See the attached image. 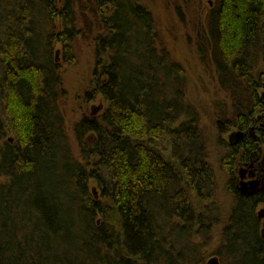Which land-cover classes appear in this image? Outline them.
Here are the masks:
<instances>
[{
  "label": "trees",
  "instance_id": "trees-1",
  "mask_svg": "<svg viewBox=\"0 0 264 264\" xmlns=\"http://www.w3.org/2000/svg\"><path fill=\"white\" fill-rule=\"evenodd\" d=\"M79 37L94 48L90 95L106 106L73 125L75 157L55 54L71 60ZM207 42L236 117L218 127L246 129L264 110V0H215ZM182 70L133 0H0V264H200L192 241L211 224L214 177ZM227 147L232 170L254 145ZM229 189L216 253L264 264V194Z\"/></svg>",
  "mask_w": 264,
  "mask_h": 264
},
{
  "label": "rangeland",
  "instance_id": "rangeland-1",
  "mask_svg": "<svg viewBox=\"0 0 264 264\" xmlns=\"http://www.w3.org/2000/svg\"><path fill=\"white\" fill-rule=\"evenodd\" d=\"M133 1L151 12L159 34V42L168 49L173 60L183 68L184 95L186 100L196 109L199 130L204 136L207 161L211 166L214 177L210 197L213 198L211 204L215 206V209L213 210L214 213L208 218L211 224L205 227L207 233L202 231L203 233L199 234L200 237L196 238V241H192V244L199 245L197 257L200 264H208L213 257H216L218 264H226L228 262L227 257H224L225 260L222 259L216 251L218 247L220 248L222 231L227 224V217L233 205L234 198L227 185L230 181L231 172H233L234 180L232 184L235 183L238 187L241 180L240 173L244 168V165L241 164L243 161H237L232 170L229 166H226L230 157L227 154L229 152V146L227 147V145L249 139L254 145L253 150H256L258 133L264 132V110L256 112L255 121H252L246 129L241 130L231 125H223V130L218 127L219 121H223V123L225 121L227 123L235 122L236 117L232 110L228 90L219 85L218 74L212 62V49L210 51L209 46H207V16L214 6L215 0ZM106 8V11L109 12V6ZM93 49L91 38L84 40L79 37L74 43L73 51H71L73 54L71 60H63L59 49L55 54L57 62L60 64V72L63 77L62 87L64 89V97L60 100V116L63 119L65 133L71 147L70 150L75 157H77V147L73 125L84 115L92 113L93 108L103 107L105 104L99 94L90 95L89 92L94 65ZM257 72L260 73V77L264 75V61L258 62ZM258 93L260 97H264V88L259 89ZM238 131L245 132V136L237 142H234L235 138H232V142H230L229 135ZM259 146L262 149L261 154L264 155L263 139ZM252 151L250 159L255 158L253 157L255 156L254 151ZM242 180L244 181V176ZM88 185L92 193L97 196L96 185L93 182ZM194 203H198V205L210 204L206 199L196 200ZM261 209H264V202L256 205V214ZM257 219L262 231L264 217L259 219L257 216Z\"/></svg>",
  "mask_w": 264,
  "mask_h": 264
},
{
  "label": "flooded vegetation",
  "instance_id": "flooded-vegetation-1",
  "mask_svg": "<svg viewBox=\"0 0 264 264\" xmlns=\"http://www.w3.org/2000/svg\"><path fill=\"white\" fill-rule=\"evenodd\" d=\"M263 132V131H262ZM258 133V142H256L257 145H255L256 150H253L252 152L255 154L254 159L249 158L246 161H243L241 164L244 165V168L242 169V173L244 176V181L249 182L253 180H257L260 182V185L264 182V155H262V149L261 146H259V143L262 141V137L264 136L263 133ZM263 193L264 192H259ZM258 194V193H257Z\"/></svg>",
  "mask_w": 264,
  "mask_h": 264
},
{
  "label": "water",
  "instance_id": "water-1",
  "mask_svg": "<svg viewBox=\"0 0 264 264\" xmlns=\"http://www.w3.org/2000/svg\"><path fill=\"white\" fill-rule=\"evenodd\" d=\"M245 132L243 131H238V132H235V133H231L229 135V140L230 142H232V138H235V141L234 142H237L239 141V139H242L244 136H245ZM242 171V170H241ZM240 178L241 180L239 181V186L237 187L238 191L244 195V196H248V195H253L259 191H263L264 192V182L261 184L262 186L261 187H256V185L260 184L259 181L256 180V182L254 183H251V182H244L242 179H243V173L241 172L240 173ZM248 185H250V187H248ZM258 218H262L264 217V209H261L258 213ZM262 234L264 235V221H263V228H262ZM208 264H218V261L216 259V257H213L209 260Z\"/></svg>",
  "mask_w": 264,
  "mask_h": 264
},
{
  "label": "bare ground",
  "instance_id": "bare-ground-1",
  "mask_svg": "<svg viewBox=\"0 0 264 264\" xmlns=\"http://www.w3.org/2000/svg\"><path fill=\"white\" fill-rule=\"evenodd\" d=\"M59 51H60V49H59ZM103 103H105V102H103ZM105 106H106V103L104 104V106L102 107V106H98L97 108H93L92 109V113H90V114H96V113H100L101 111H102V109H104L105 108ZM230 145H234V144H237V143H229ZM249 182H251V183H254V182H256V180H253V181H249ZM260 186V184L258 185H256V187H259ZM227 187L229 188V187H234L235 189H236V191H237V193L240 195V196H243V197H251V195H248V196H244V195H242L239 191H238V189H237V185L234 183V184H232L231 186H230V184H228L227 185ZM248 187H250V185H248ZM230 190V189H229ZM261 192V191H260ZM263 192V191H262ZM259 193V192H258ZM253 195H258V194H253ZM258 216V215H257ZM262 232V231H261ZM262 236V238H263V240H264V235L262 234L261 235Z\"/></svg>",
  "mask_w": 264,
  "mask_h": 264
}]
</instances>
